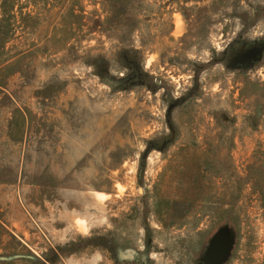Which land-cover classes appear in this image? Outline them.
<instances>
[{"label": "rangeland", "instance_id": "rangeland-1", "mask_svg": "<svg viewBox=\"0 0 264 264\" xmlns=\"http://www.w3.org/2000/svg\"><path fill=\"white\" fill-rule=\"evenodd\" d=\"M0 264H264V0H0Z\"/></svg>", "mask_w": 264, "mask_h": 264}]
</instances>
